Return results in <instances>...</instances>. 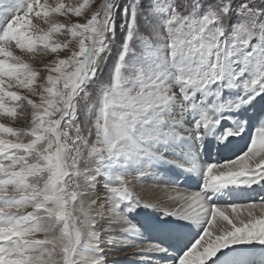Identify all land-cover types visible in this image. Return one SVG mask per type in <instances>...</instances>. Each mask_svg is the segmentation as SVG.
<instances>
[{
    "label": "snow or ice",
    "instance_id": "6c2138e0",
    "mask_svg": "<svg viewBox=\"0 0 264 264\" xmlns=\"http://www.w3.org/2000/svg\"><path fill=\"white\" fill-rule=\"evenodd\" d=\"M17 52L51 59L37 69ZM240 139L234 157L201 162ZM172 169L200 180L190 193L170 182L177 207L137 195ZM100 177L103 201L90 194ZM253 186L264 190V0H0V264H106L104 242L145 264H264L251 258L264 197L217 203ZM145 210L154 218L135 222ZM194 231L183 249L167 243Z\"/></svg>",
    "mask_w": 264,
    "mask_h": 264
},
{
    "label": "rangeland",
    "instance_id": "374dc122",
    "mask_svg": "<svg viewBox=\"0 0 264 264\" xmlns=\"http://www.w3.org/2000/svg\"><path fill=\"white\" fill-rule=\"evenodd\" d=\"M56 0H49V3H55ZM62 2L64 3H73V4H79V3H83V0H62ZM101 3H103V0H92V6L96 7L98 5H100ZM59 22L61 23H65V24H70L72 22H84L83 18H76V17H71L70 19L67 17H58ZM35 22V21H34ZM46 27V26H44ZM58 39L63 40V41H68L71 38L69 36H59ZM117 47H118V43H117ZM18 55H23L24 59L31 63L33 67L37 68V69H42L44 67V65L46 63L49 62V60L51 59L50 56H43V55H35V56H31V55H24L22 53L17 52ZM69 52L67 50L62 51L59 55L61 56V58H63L64 56L68 55ZM114 59H115V51L113 52V55L108 58L107 62H106V66L103 72V79H107L109 77L112 65L114 63ZM23 94H27L26 92ZM33 99H37L36 97H33ZM4 123L13 126V127H17V128H24L27 127L28 124L30 123V117L24 118L21 117L20 119H17L15 121L13 120H8L5 119ZM99 182H98V186L94 191H90V194L92 196H99L100 200L103 201L106 197V190L103 186L104 183V178L100 177L98 178ZM140 184H136L135 185V189H136V193L137 195H139L142 200L146 201L147 195L145 193V191H143V189H140ZM256 194H257V190L252 188L250 191L247 190L244 194L242 195H224V196H220L217 198V202H230V203H246V202H253L256 201ZM260 195V193H259ZM264 195H261V197ZM169 201H173L172 198H167V199H158L156 202V204L160 205L161 207H164L165 203L169 202ZM154 202V201H153ZM163 205V206H162ZM178 203H176L174 205V207H177ZM173 207V208H174ZM133 219L135 220V222H141V220L136 221L135 219V214H132ZM109 233L105 232V236H108ZM155 235V234H152ZM196 235L190 238H186V241L184 242V239H181L179 245L185 246V244L193 241L195 239ZM167 243L169 244H176V242L174 240L172 241H167ZM101 249H102V254L105 256L106 258V264H145L144 261H142L138 254L135 252V250L132 249H127V250H119V249H113L111 246L108 245L107 242H104L100 245ZM167 263H171V259L167 262Z\"/></svg>",
    "mask_w": 264,
    "mask_h": 264
},
{
    "label": "bare ground",
    "instance_id": "6f19581e",
    "mask_svg": "<svg viewBox=\"0 0 264 264\" xmlns=\"http://www.w3.org/2000/svg\"><path fill=\"white\" fill-rule=\"evenodd\" d=\"M245 146H246V139H240L238 143L234 144L230 149H227V150L217 149L214 145H210L208 149L204 153H202L201 162L202 163H207L209 161L223 162L224 160L234 157L235 155L242 152L245 149ZM177 179L181 181V185L179 186V189H178L179 192L190 193V192L198 190V187L200 184L199 177L194 176L187 172H183L180 169H172L170 171L161 172L159 175L154 176L153 178L147 180L146 182L139 183L140 184L139 186H140V189H143V191H145L147 195L148 199H146V201L156 204L155 201H157L158 199L172 198L173 200V197L177 195V192L173 191V185L170 182L175 181ZM253 188L257 190L256 195H258L259 197L257 198L256 201H259L261 198V195L264 194V190H262L258 186H253ZM250 190L251 189H249V191ZM176 203L177 202H175L174 200L169 201L165 203L164 207L173 208ZM217 203H220L222 205L230 204V202H227V201L226 202L222 201V202H217ZM145 211L150 212V215L137 216L135 213H133V215L135 214L136 221L141 220V222H145V221H148L154 218L155 216L154 212H151V210H145ZM245 218H246V214H245ZM195 235H196L195 231L188 232L185 234V236L182 239H184V242H185L187 237L190 238ZM175 248L183 249L184 246L175 245ZM173 254H176V252L174 251ZM262 255H264V251L260 249V246H256V251L253 253L251 258L258 262ZM170 259L171 258H169V260ZM167 264H171V263H167Z\"/></svg>",
    "mask_w": 264,
    "mask_h": 264
}]
</instances>
